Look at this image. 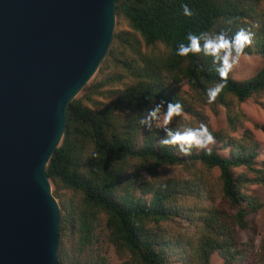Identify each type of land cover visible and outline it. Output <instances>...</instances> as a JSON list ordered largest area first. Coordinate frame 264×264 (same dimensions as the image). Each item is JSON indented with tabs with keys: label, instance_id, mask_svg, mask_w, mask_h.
I'll return each mask as SVG.
<instances>
[{
	"label": "trees",
	"instance_id": "1",
	"mask_svg": "<svg viewBox=\"0 0 264 264\" xmlns=\"http://www.w3.org/2000/svg\"><path fill=\"white\" fill-rule=\"evenodd\" d=\"M184 4L191 17L183 15ZM116 17L117 26L123 22L127 30L114 34L81 99L69 105L63 139L46 168L61 208L59 263L112 264L103 249L107 245L121 264H210L215 253L227 263L264 264V235L257 254L251 241L239 244L236 238L237 230L248 229V217L264 208L258 197L246 196L247 187L264 185V165H257L256 153L228 141L222 149H231L229 154L213 147L211 154L193 148L185 155L160 145L162 130H147L138 122L153 102L162 101L165 109L167 103H179L182 113L198 118L194 105L174 89L185 83L201 105L227 109L234 132L238 120L230 115V97L242 103L264 92V0H117ZM241 27L254 33L246 55H259L262 66L241 82L229 73L209 104L208 89L221 82L211 57H181L175 50L188 43L189 32L232 36ZM104 95L116 98L99 110L83 104ZM202 120L188 125L198 127ZM209 131L216 143L225 141L222 132ZM173 165L217 169L221 199L235 214L215 205L214 188L201 176L157 182L158 169ZM142 171L151 180L140 178ZM61 189L70 190L72 200L63 199Z\"/></svg>",
	"mask_w": 264,
	"mask_h": 264
},
{
	"label": "water",
	"instance_id": "2",
	"mask_svg": "<svg viewBox=\"0 0 264 264\" xmlns=\"http://www.w3.org/2000/svg\"><path fill=\"white\" fill-rule=\"evenodd\" d=\"M117 0H0V264H60L46 174L111 48Z\"/></svg>",
	"mask_w": 264,
	"mask_h": 264
},
{
	"label": "rangeland",
	"instance_id": "3",
	"mask_svg": "<svg viewBox=\"0 0 264 264\" xmlns=\"http://www.w3.org/2000/svg\"><path fill=\"white\" fill-rule=\"evenodd\" d=\"M118 20L116 17V25L114 34L117 31L127 30L126 25L121 22L117 26ZM158 51H162V48L159 47ZM262 59L257 54L244 55L241 57V60L237 66H235L229 73L233 80L241 82L247 79L252 78L261 68ZM93 80V79H92ZM91 80V81H92ZM90 81V82H91ZM121 87H114V90L120 89ZM176 93L179 97L187 104H193L196 112L199 113V117L202 118L203 122L213 131V132H222L225 135V141L221 143H215L210 145L211 148L221 149L222 154H229V148L222 149L223 145L228 141L234 142L240 146H243L245 150H251L256 153V163L258 166L264 165V92L257 95H253L246 101L238 103L233 98L230 97L232 102V108L230 110V115L235 116L238 120L236 130L234 132L230 131L228 128V110L222 106L217 105H201L195 96L189 95L188 86L185 83L174 86ZM84 90V89H83ZM75 99H81L84 91ZM116 96L109 97L104 95L102 97H95L94 103H89L84 101V105L94 109L99 110L108 102L113 101ZM175 117V116H174ZM173 117V118H174ZM199 117L195 118L191 115L182 113L180 116L175 118V122H171V127L176 129H182L188 124L196 125L199 123ZM172 118V119H173ZM196 152L201 151L202 149H196ZM135 163V162H134ZM135 172V171H133ZM159 178L157 182L160 184H170L173 182H182L185 180H191L195 176H201L207 183H209L214 188L215 194V205L221 207L229 215H233L236 212V209L230 207V205L221 199V194L219 192V181L218 175L219 172L217 169H212L210 171L203 170L200 166H195V169H187L184 165H173V166H164L158 169ZM139 176L145 180H151L143 171L139 172ZM151 183H154L151 181ZM51 184V183H50ZM52 193L53 186L51 185ZM60 195L63 196V199L72 200L74 197L73 193L70 190H60ZM255 196L264 204V185H254L247 187L246 196ZM76 196V195H75ZM147 198V197H146ZM58 202V200H57ZM59 204V203H58ZM248 229L245 231L237 230L236 238L239 244H243L247 241H251L254 247V252L257 254L258 247L262 236L264 235V208L259 210L254 215H251L247 219ZM185 224L188 222L185 221ZM105 255L108 258V261L112 264H121V259L114 253L112 247H107L103 245ZM210 264H235L227 263L224 259L220 258L217 253L213 254L210 259Z\"/></svg>",
	"mask_w": 264,
	"mask_h": 264
},
{
	"label": "clouds",
	"instance_id": "4",
	"mask_svg": "<svg viewBox=\"0 0 264 264\" xmlns=\"http://www.w3.org/2000/svg\"><path fill=\"white\" fill-rule=\"evenodd\" d=\"M182 7L184 16L191 17L193 15L192 9L187 4ZM253 36L254 33L251 30L243 27L232 36L223 31L215 34L205 31L199 35L189 32L188 43H180L176 48L175 54L181 57L198 53L211 57L221 82L208 89L207 103H213L226 86L229 72L239 64L241 57L246 55L245 49L252 44ZM152 104L151 108L144 110L145 114L138 122L144 129L156 128L163 131L164 136L159 141L161 146H173L185 155L190 154L194 147L211 154L212 149L209 146L215 143V137L205 123L201 122L198 127L186 126L182 129L169 127L172 118L182 114V105L171 102L167 103L165 109L163 101Z\"/></svg>",
	"mask_w": 264,
	"mask_h": 264
}]
</instances>
